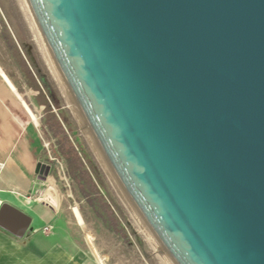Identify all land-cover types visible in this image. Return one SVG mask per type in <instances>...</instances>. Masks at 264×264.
<instances>
[{
  "label": "water",
  "instance_id": "1",
  "mask_svg": "<svg viewBox=\"0 0 264 264\" xmlns=\"http://www.w3.org/2000/svg\"><path fill=\"white\" fill-rule=\"evenodd\" d=\"M12 2L149 261L264 264V0ZM30 222L0 204L1 228Z\"/></svg>",
  "mask_w": 264,
  "mask_h": 264
},
{
  "label": "rangeland",
  "instance_id": "2",
  "mask_svg": "<svg viewBox=\"0 0 264 264\" xmlns=\"http://www.w3.org/2000/svg\"><path fill=\"white\" fill-rule=\"evenodd\" d=\"M0 81L8 112L19 121L21 128H28L32 133L40 153L39 162L50 165L44 180V169L37 167L36 189L41 199L46 202V192L50 188L54 190L57 198L54 206L66 216L71 230L79 234L85 248L102 262L152 264L128 234L109 197L105 196V202L120 222L121 233L104 224L90 206L91 196L84 195L77 181L69 176L58 141L67 136L75 142L77 137L25 42L12 0H0ZM83 162L89 169L84 158Z\"/></svg>",
  "mask_w": 264,
  "mask_h": 264
},
{
  "label": "crops",
  "instance_id": "3",
  "mask_svg": "<svg viewBox=\"0 0 264 264\" xmlns=\"http://www.w3.org/2000/svg\"><path fill=\"white\" fill-rule=\"evenodd\" d=\"M39 155L30 130L8 112L0 81V204L9 203L31 217L22 237L0 227V264H106L85 248L61 210L41 199L36 189Z\"/></svg>",
  "mask_w": 264,
  "mask_h": 264
},
{
  "label": "trees",
  "instance_id": "4",
  "mask_svg": "<svg viewBox=\"0 0 264 264\" xmlns=\"http://www.w3.org/2000/svg\"><path fill=\"white\" fill-rule=\"evenodd\" d=\"M50 117L56 121L55 116L51 115ZM42 136L45 138L43 132ZM58 148L67 162L69 176L77 181L80 191L84 195L91 196L90 206L95 214L102 219L107 227L113 229L116 233H121L122 228H120V222L105 202V196L107 197L108 193L101 179V175L97 167L81 148L79 140L76 139L75 142H72L67 136H63L58 141ZM83 158L87 161L89 169L85 168Z\"/></svg>",
  "mask_w": 264,
  "mask_h": 264
},
{
  "label": "built area",
  "instance_id": "5",
  "mask_svg": "<svg viewBox=\"0 0 264 264\" xmlns=\"http://www.w3.org/2000/svg\"><path fill=\"white\" fill-rule=\"evenodd\" d=\"M3 168H4V164L0 162V174L3 170ZM48 230H49V227H44V231H48Z\"/></svg>",
  "mask_w": 264,
  "mask_h": 264
}]
</instances>
